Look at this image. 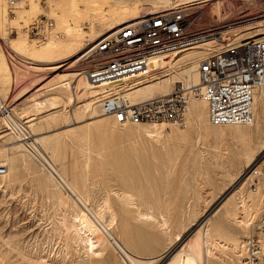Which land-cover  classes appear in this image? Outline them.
Wrapping results in <instances>:
<instances>
[{
  "label": "rangeland",
  "instance_id": "obj_1",
  "mask_svg": "<svg viewBox=\"0 0 264 264\" xmlns=\"http://www.w3.org/2000/svg\"><path fill=\"white\" fill-rule=\"evenodd\" d=\"M207 1L213 7L209 12L205 5V11L212 17L216 0ZM174 3L175 0H17L16 7L9 9L8 0H0V92L3 97L10 96L14 120L18 118L24 123L33 118L24 125L27 124L67 180L83 195L87 190L95 196H92L91 204L101 206L106 198L111 197L109 201L113 202L111 205L119 217L110 231L122 242L125 240L127 247L139 255L144 264L168 263L172 253L185 246L206 220H214L223 213L230 202L235 201L236 188L229 187L236 176L242 175L246 185L243 190L248 195L252 193L247 169L253 163L248 164L247 155L254 157L255 163L264 154V136H259V139L250 136L255 124L250 128L213 126L208 121L206 106L201 107L198 118L199 127L204 124L202 129L206 130L200 137L197 127L187 117L180 124L152 126L144 123L125 127L116 125L109 116L89 118L92 110L100 114L96 99L107 87L115 89L145 83L164 75L167 67L148 75H132L123 81L114 78L115 86L108 81L81 89L74 99L75 95L72 96L68 88L51 89L64 81L48 70L30 68V63L19 57L20 60L15 53H21L27 60H45L48 53L55 63H61L73 58L86 40H92V31L105 32L108 25L136 17L140 9H164ZM41 16L51 18L55 24L53 30L59 31L58 35L51 34L55 41H60L53 46H41L47 37L37 40L27 32L28 22ZM260 25L263 26L259 28H264V24ZM71 27L73 29H69ZM81 27L83 30L79 34L76 29ZM241 31H233L234 36L241 37L247 33ZM208 38L212 41L209 45L192 47L175 56L171 62L173 69L183 67L189 53L198 52L203 57L214 45L222 43L217 37ZM8 45L15 51L12 52ZM157 62L158 56L155 55L151 59L150 70ZM77 82L81 88V78ZM48 103L52 106L37 110ZM261 109L262 104L260 111H263ZM67 123L73 124L68 126ZM150 132H156L159 137H149L147 134ZM19 143L21 141L5 129L0 118V159L7 161L10 168L9 178L0 176V264H127L101 233H98L102 239L100 252L85 256L73 239L77 226H74L76 219L72 218L73 203L65 196L69 193L59 187L24 146H18ZM122 190L130 191L123 196L124 200L122 194L117 195ZM128 195L133 200L131 198L130 201ZM136 197L144 203L135 200ZM257 197L253 199L259 208ZM60 198L66 200L65 205L60 203ZM139 210L162 212L167 217L166 224L162 226L157 220H141L136 217ZM259 211L247 231L239 227L235 232L239 253L229 249H225L226 252L214 250L221 259H217L220 263L216 264H225L230 259L233 261L231 264H238L242 238L264 214L262 208ZM230 218L229 223L236 228L233 218ZM178 234L180 240L173 243Z\"/></svg>",
  "mask_w": 264,
  "mask_h": 264
},
{
  "label": "built area",
  "instance_id": "obj_2",
  "mask_svg": "<svg viewBox=\"0 0 264 264\" xmlns=\"http://www.w3.org/2000/svg\"><path fill=\"white\" fill-rule=\"evenodd\" d=\"M16 5L17 0H8L9 9ZM205 5L211 12L213 6L207 0L181 2L167 9L147 11L102 33L71 59L72 65L67 70L70 74L68 89L76 96L81 91L79 78L97 84L129 73L146 72L152 56L173 49L186 50L212 36L222 43L209 49L199 60L196 85L183 88L177 84L169 92L140 100H133L119 88L108 89L100 96V111L120 124H180L189 97L198 96L206 102L212 124H252L254 95L264 85V31L258 29L264 22V0H221L218 6H222L223 17L214 21L207 16ZM26 27L28 34L37 40L59 34L53 30L54 21L47 17H33ZM239 29L247 34L241 37L224 34ZM12 110L10 96L3 97L0 92V115L7 117ZM20 126L7 129L16 135L55 183L71 194L66 178L59 173L49 153L35 140L27 124ZM7 170V164H0V175ZM250 174L249 186L262 190L264 205V154L247 169V175ZM238 264H264V214L243 236Z\"/></svg>",
  "mask_w": 264,
  "mask_h": 264
},
{
  "label": "bare ground",
  "instance_id": "obj_3",
  "mask_svg": "<svg viewBox=\"0 0 264 264\" xmlns=\"http://www.w3.org/2000/svg\"><path fill=\"white\" fill-rule=\"evenodd\" d=\"M189 1H191V2H200V1H203V0H175L174 5L177 4V3L189 2ZM220 2H221V0H216L214 2V4H215V6H214L215 8L214 9L215 10L212 13V17H211L212 21H214L216 19H221L223 17V10L221 9L222 6L221 7L218 6V4ZM135 9H136V6L134 5L133 9H132L133 15L135 13ZM164 9H167V8H164ZM26 11H28V10H26ZM123 11H125V9ZM147 11H153V10H141L140 9L139 11H137L138 13H137L136 17H138L139 15H141L144 12H147ZM130 19H132V18H130ZM261 24H264V22L261 23ZM116 25H108V27L106 26L107 29L105 30V32L110 30V29H112ZM69 29H73V28L71 27ZM69 29L66 30L65 32H68ZM258 29L264 31V28H258ZM76 30H78L79 32H77V33L80 34V31L82 32L83 29L81 27V28L76 29ZM241 30L242 29H239V31H241ZM102 33H104V32H96L95 33V32L92 31V40L97 38ZM224 34H228L229 35L228 37H233L235 33L232 30L231 32L229 31L228 33H224ZM245 34H247V33H245ZM54 38H55L54 36L48 35L47 36L48 40L45 41L41 46H45V45H46L45 47H47L49 45L53 46L54 44H57L58 42H60V41H55ZM203 39H205V38H203ZM203 39H201V40H203ZM88 42H90V41L86 40L85 44L88 43ZM211 42H212L211 39L208 38L205 41H201L200 43H197L198 45H194L193 47L196 48V47H199V46H207ZM214 46H216V45H214ZM38 47H40V46H38ZM11 49H12L11 50L12 52H13V50L15 51V49H13V48H11ZM182 49L183 48L173 49V50H171L169 52H166V53L157 54L158 62H157V65L153 66V69L154 70L155 69H157V70L160 69L161 70L164 67H167V70H165V74L162 75L161 77L153 79V80H150V81H147L145 83H134L133 85H130V86L119 87V89L124 94L129 95L133 100H140V99H144V98L153 96V95H155L157 93L169 92V91L173 90L174 86L177 85V84H181L183 88H187V87H191L193 85H196L198 83V80H199V76H198V72H197L196 67H197V63L199 62V59H201L202 56H201V54L199 55L198 52L197 53H189L188 55H186L187 57L184 60L183 67L178 68V69H173V66L171 65V62H172V60L174 59L175 56H177L179 53L185 51V50H182ZM189 49H191V48H189ZM189 49H186V50H189ZM15 55L18 58L19 57L24 58L25 62L26 61L29 62L30 63V65H29L30 68H33L36 71L48 70L49 72L54 74L53 75L54 77H57V78L61 79V81H64V82H62L59 85H56L54 87L52 86L51 89H54V88H57V87L68 88L67 87V81L70 78V74L68 73L67 70L72 65V62H71L72 58H70L68 60H65L67 62L63 61L61 63H55L56 61L52 58V55L47 53L45 55V58H46L45 60H42V59H36L35 60V59H31L30 58L32 60V62H30L31 60L29 58H28L29 60L25 59V57L21 56L22 54L19 53V52H18V54L15 53ZM154 56H152L150 58L148 67L150 66L151 59ZM21 58H19V59L21 60ZM2 62H4V61H2ZM14 62H17V59ZM52 62H54V63H52ZM4 64L9 68V66L5 62H4ZM149 70H150V67H149ZM149 70L146 71V72L144 71V72L129 73V74L123 75L121 77H115V78H120L123 81V80H127V79L131 78L132 75H139L140 76L141 74L142 75H144V74L148 75V74H151L153 72H157V71L153 70L151 73H149ZM113 79L114 78H111V79L105 80V81L97 83V84H91L88 81H86L84 78H81V89L89 88L90 86H97V85H100V84L102 85V83H105V82H108V81H110V83H111L110 85L111 86H115V83L112 81ZM109 88L110 87H107L106 89H109ZM106 89H104V91H106ZM115 89H117V88H115ZM79 93H81V91ZM72 96H74V95H72ZM76 98L77 97L74 96V99H76ZM99 99H100V97L98 99H96V102L98 104L97 106H98V109L100 111ZM199 100H202V102L199 101ZM261 104L263 106V109H261V110H263V111H260V105ZM50 106H52L51 103L44 104L42 106V108H38L37 110H39V111L40 110H44L45 108L50 107ZM203 106H206V102L204 101V99H202V98H200L198 96H190L189 99H188L187 109H186V112H185V115H184V118L187 117L186 119H189V121L191 120V123L193 122L195 124V127H197V132H198V136L199 137L201 136L203 130L206 131L205 129H202L204 127V124H203V127H199V123H198V118H199V115H200V112H201L200 109ZM96 112H97V110L96 111L92 110L91 111V115H90L89 118H93L95 116H100V115L101 116L103 115V116L112 117L111 115L104 114L101 111H100L99 115L96 114ZM260 112H262L261 113L262 115H260ZM253 113H254V120H253L252 124H250V125L233 124V128H234V126H238V127L241 126V127H244V128H246V127L250 128V127H252L255 124L254 129L251 128V130H250V132H251L250 136H252L255 139H259L260 138L259 136H261V135L264 136V85L261 88H259L258 91L254 95ZM73 114L75 115V113H73ZM0 118L2 119V122H3L4 126H5V129H7L9 127H13V126H15L17 128H21L20 124L23 125L25 122L28 123L29 121H31L33 119V118H30V119L26 120L24 123H22L23 120H21V119H20L21 121H19L16 118L15 119L16 121H15L12 113H10L7 117L6 116H1ZM207 118H208V115H207ZM208 121H209V119H208ZM75 122H77V121H75ZM114 122L118 126H124L125 127V126H129L130 125V124H120V123H117L115 120H114ZM73 123H67V124H68V126H70ZM182 123H184V119H183ZM209 123L212 124L210 121H209ZM140 124H144V123H134L133 125H140ZM159 124L160 125L161 124L166 125L164 123H150V125H152V126L153 125H159ZM212 125L214 126L215 124H212ZM215 126L217 127V126H226V125H215ZM68 129H69V127H68ZM64 130H67V128L63 129V131ZM195 132H196V130H195ZM205 133L207 134V132H205ZM208 133H209V131H208ZM147 135L149 137H151V138L152 137H155V138L157 137V133L156 132H150ZM41 137L43 138V136H41ZM205 137H206V135H205ZM182 138L183 137H180L181 140H182ZM252 139H251V142H252ZM35 140H36V137H35ZM40 140H41V138H40ZM13 143H15V142H13ZM21 145L23 146L22 142L18 144V146H21ZM251 145H252V143H251ZM251 151H252V148H251ZM247 156H248V164L254 163V161H253L254 157L253 158H252V156L249 157V154ZM5 160H7V159H5ZM3 163L6 164L8 162L7 161H3V160L0 159V164H3ZM229 170H230V168H229ZM9 173H10V168L8 167L7 172L5 174H3V175H0V176H6L7 178H9V175H10ZM59 173L62 176L65 177V175H64V173L62 171H59ZM247 176H249L251 178V174L247 175ZM236 177H235L236 180L234 182L231 181L233 183L232 184L230 183L231 185L229 187V189H233L234 187L236 188V191L234 192L235 195H236L235 201L234 202H230L229 207L226 208L225 211L223 213H221L218 217H216L214 220H210V219L206 220L201 225V227L198 229L196 234L195 235L193 234L194 236L188 241V243H186L185 246H183L182 248H180L179 250H177V251H175L173 253L171 252L172 253L171 260L168 263H166V264H216L218 262L216 260L217 259L221 260V259L219 258V256H217V253L214 250L223 251L225 249H227V250L229 249L233 253H237L239 251L238 250V246H237L238 243L236 242V237H235L236 230L240 227L242 229V231L243 230L247 231V228L250 226V224H251L252 220L254 219V217L256 216V214H258L260 212L259 211L260 208H262L264 210V205L262 203V190L260 188H257L255 190V189L250 188V186H249V188L252 191V193L250 195H248L243 190V186L245 185V181H243L242 175L236 176ZM250 178H249V182H250ZM119 179H121V178H119ZM66 180H67V178H66ZM129 181H130V179H129ZM89 183H91V182H89ZM120 183L121 182H119L118 184H120ZM67 184L70 187V189L72 190V193L71 194H67L65 196L68 197V199H70L71 202L73 203L71 205L72 206L71 209H73V212H74L72 218L76 219V225H74V226H77V229H76V232H75V236H74L73 239H74V242L79 244V247L81 246L80 248H82V250L84 251L85 256L91 257V256H94V255H96V254H98L100 252V250L102 248L99 249V246L102 243V239L98 236V233H101L106 238V240L110 243V245H112V247L115 248V250L119 253L121 258L127 264H144V261L139 257V255L138 256L135 255L134 252H131L130 248L127 247V245L124 243L125 240H123L121 238L123 240V242H122L119 239V237H116L111 232L112 230L110 231V229L113 227V225H115V223L117 222V219L119 217V215L117 216L118 213L114 209L115 207H113L114 205H111V203H113V202L109 201V199H111V197L108 198V199L106 198L104 200L103 204L101 206L97 205L98 206L97 207L96 204H95V206L93 204H91L92 200H93V198H92L93 195L91 196L90 191L86 190V192H87L86 195H83L81 193V191H79V189H77L78 187L76 188L75 185H73L70 181L67 180ZM244 189H245V187H244ZM127 190H122V192H120V193H118L119 192L118 191L117 195L120 196L122 194L121 196H122V199H123V196L130 192V191H127ZM91 191L93 192V190H91ZM129 195H131V193ZM137 195H139V194H137ZM256 195H258L259 198ZM62 196L64 197V195H62ZM93 197H95V196H93ZM232 197H233V195H232ZM256 197L258 198V201L260 200L261 207H259V208L257 207L256 203H254V202H256L254 200V199H256ZM128 198H130V201H131L132 196H129ZM132 200H133V198H132ZM135 200H138L141 204L144 203V201L141 198H137L136 197ZM65 202H66V200H64L63 198H60V203L61 204L65 205ZM94 202H95V200H94ZM123 202H122V205H123ZM134 202L136 203L137 201H134ZM70 203H69V205H70ZM125 203H127V201ZM130 203H132V202H130ZM136 204H138V203H136ZM258 205H259V203H258ZM126 207H128V205ZM126 207H125V209H126ZM129 209L130 208H128L127 210H129ZM137 214H136L137 215L136 217L140 218L141 220H144V221H147V222L151 221V220L152 221L157 220L158 223H160V225H162V226H164L166 224V218L167 217H165L162 214V212H160V211H155V212L147 211L146 212V210H145L143 212V211L139 210V211H137ZM262 215L263 214H261L259 218H261ZM230 217L233 218L234 222H232V223H234L233 225L236 224L235 225L236 228H233L231 223H229V218ZM140 219H137V220L140 221ZM258 219L256 220V222L258 221ZM230 220H231V218H230ZM256 222H254L253 225L256 224ZM176 240L177 241L180 240V235L179 234L173 240V243ZM170 241H171V239H170ZM101 247H102V245H101ZM239 247H240V252H241V244H240ZM225 252H226V250H225ZM233 253H231V255ZM221 256L225 257V255H222V254H221ZM227 256H228V254H227ZM239 256H240V254H239ZM239 256H237V257H239ZM233 257H234V255H233ZM237 257H234V258H237ZM152 260H156V258H153ZM237 260H239V258ZM224 261H225V259H224ZM231 261L232 260L230 259V261H226L225 264H231ZM218 263H220V262H218ZM232 263H233V261H232ZM76 264H78V263H76ZM222 264H224V263H222Z\"/></svg>",
  "mask_w": 264,
  "mask_h": 264
}]
</instances>
